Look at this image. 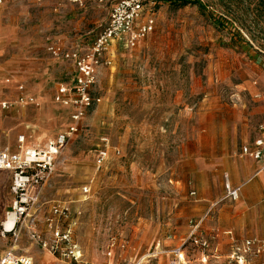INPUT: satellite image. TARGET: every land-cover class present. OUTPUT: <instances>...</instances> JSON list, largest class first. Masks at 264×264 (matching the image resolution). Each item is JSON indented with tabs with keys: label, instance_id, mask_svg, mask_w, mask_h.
I'll return each mask as SVG.
<instances>
[{
	"label": "rangeland",
	"instance_id": "obj_1",
	"mask_svg": "<svg viewBox=\"0 0 264 264\" xmlns=\"http://www.w3.org/2000/svg\"><path fill=\"white\" fill-rule=\"evenodd\" d=\"M196 1L202 6L157 0L153 34L133 50L117 42L108 48L112 65L98 68L92 90L101 103L87 113L79 133L62 150L34 208V217L44 223L52 216V206L66 204L69 221L60 220V228L78 219L74 240L89 264L135 263L170 238L179 246L191 224L189 207L195 199L191 158L204 154L206 146L209 152L211 145L215 158H234L264 130V26L251 14L254 2ZM112 5L7 0L0 7V24L14 27V37L0 41L6 79L30 71L29 89L35 77L46 73L55 90L68 83L73 67L50 56L48 40L72 44L79 39L88 49L108 26ZM37 102L40 106L32 108L38 126L21 134L17 129L29 107L0 108V124L6 126L0 130V151L19 152V136L25 137L23 149L44 147L66 131L70 112L53 101L50 135L45 130L50 124L39 123L43 106L38 97ZM34 134L39 140L51 138L35 143L30 140ZM103 138L110 140L111 152L98 172ZM86 185H91V195L83 202ZM224 189V183H211V197L224 196ZM0 211L3 253L13 248L17 257H29L33 264H66L31 239L30 218L18 226L15 237H1V223L12 213V202L3 199Z\"/></svg>",
	"mask_w": 264,
	"mask_h": 264
},
{
	"label": "built area",
	"instance_id": "obj_2",
	"mask_svg": "<svg viewBox=\"0 0 264 264\" xmlns=\"http://www.w3.org/2000/svg\"><path fill=\"white\" fill-rule=\"evenodd\" d=\"M6 0H0V6ZM70 4L82 7L86 0H67ZM99 4L112 3L108 26L85 49L80 46L64 48L57 42L49 39L47 51L53 59L70 63L73 67V77L58 88L56 103L64 110L70 111L69 125L65 132L57 138L40 148H20L19 152L10 150L0 151V171L12 174L10 193L13 197L12 213L7 214L5 221L1 224L2 236H16L17 228L30 218L31 227L35 228L36 219L34 208L39 206L42 191L52 176L56 162L62 150L71 141L72 137L79 133L82 121L87 113L94 110L101 103V99L92 95V90L97 84V70L101 65L111 66L112 60L107 57L108 48L115 42L120 43L125 49L133 50L141 42L146 40L156 29L155 7L157 0H95ZM21 95L15 105L26 107L28 105L38 106L35 98L24 93L20 88ZM10 104H0L3 110H8ZM251 146H245L241 154L251 160L264 163V130L261 132ZM19 143L24 144V138H19ZM102 146L98 150L96 159V170L101 171L109 161L111 145L110 140L103 138ZM116 156L121 152L114 150ZM227 198L237 201L239 189H232L229 182L225 184ZM85 198L91 195V188L86 186L82 190ZM33 212V216L30 214ZM10 215H15V222L9 230L6 223ZM23 219V222H22ZM60 220L69 221L68 208L58 204L52 208V216L45 218V223L50 230L47 239L37 233L31 232V239L43 252H47L67 264H87L81 247L74 240L73 228L76 221H70L66 229L60 228ZM198 226L193 227L187 242L183 246L170 252H157L131 264H154L161 254H169L170 264H190L187 251L189 248L200 256L201 264H208L211 259L218 257L213 251L214 241L217 238H205L197 235ZM264 252V245L258 240H248L242 243H233L232 251L227 257L229 264H256L255 259ZM109 256L111 254L109 253ZM0 264H33L26 257H17L13 251L2 256Z\"/></svg>",
	"mask_w": 264,
	"mask_h": 264
},
{
	"label": "crops",
	"instance_id": "obj_3",
	"mask_svg": "<svg viewBox=\"0 0 264 264\" xmlns=\"http://www.w3.org/2000/svg\"><path fill=\"white\" fill-rule=\"evenodd\" d=\"M6 2L7 0L5 1V3ZM54 8L57 7L54 6ZM13 37H14V27L0 24V41L8 42L11 41ZM51 40L57 42L59 45L63 46L64 48H69L66 47L69 45H71L72 47L75 46L82 47L79 39H77L76 42L72 44H70L68 41H67L68 43H66V41H60L58 39H53V38ZM48 76L51 78V75L49 73L43 74L37 78L33 76L35 77L34 87L33 88L31 87L29 89L28 84L31 83V80H29L31 79L30 71L29 73L25 71L23 72V74L14 75L11 78L12 80L11 81L10 79H6L5 66L0 64V101H1L0 104H4V103L10 104L11 106L8 109L10 110L13 106H15L17 99L21 95L20 88L23 87L24 93L26 95L35 98L36 101L38 97V99L42 103L43 107L40 109L39 112V114H41L39 123L40 124L52 123V120L55 117V114L53 113L55 107L54 104L52 103L53 101L56 103V96L59 87L57 88V90H55V87H52L48 83L49 82ZM23 83L27 84L28 90ZM9 89H13V90H9ZM39 106L40 105L38 104V106L35 107H39ZM28 107L29 108H28L27 117H23L22 118L23 120L20 118L21 125L17 129V132L19 134L25 133L28 130L29 131L35 130L36 127L38 126L37 119L33 117V113H34L33 111L34 109L32 108L33 105H28ZM0 125H1L0 130L2 132L5 131L6 128L5 122L1 123ZM51 126L52 124H50L45 130H50L51 131L50 135H53V129L50 128ZM19 130H21L22 132ZM261 134L262 133H259V135L256 138H254V140L244 144L242 148L245 146H251L254 143V141L261 136ZM50 135L46 138L44 137L42 140H39L38 138H34L35 136L37 137V135L34 134V136L30 138V140L35 143H38V141L42 142L44 140H49V138H51ZM16 136H18V134H16ZM20 137L24 138V143H25V137L24 136L18 137L19 147L23 148L24 144L21 146L19 143ZM33 148H38V147H33ZM228 158L229 159H226V157L215 158L213 154L212 145L209 147V152H208V146H206L204 154L195 158H191L190 166L193 172L192 176L194 177L192 179L193 182L192 186L195 189V191L192 192L191 194L195 196V199L190 202L189 208L191 210L190 217L192 220L189 222L191 224L189 226L188 232L187 234H183L185 236L182 238V242L179 246L174 245V243H172L173 238H170L168 240L169 242L157 243L156 246L152 250H150L147 254L143 255L141 259L151 255L152 253L170 252L176 248L183 246V244L188 241L191 233L193 232V227L196 226H198V231H197L198 236H203L205 238H214V236L217 237L214 241L213 251L218 257V259L217 260L211 259L210 263L218 264V261L221 260L220 264H229L227 262V257L229 253L232 251L233 243L235 242L242 243L248 240H258L264 245V163L257 162L247 157H244L242 156L241 152L239 155H236V157L234 158H230V157ZM106 165L107 163L105 164V166ZM199 178L201 179V183L198 184L197 180ZM227 181L229 182L232 189L240 190L239 199L237 201H233L227 198L226 189H224L225 190L224 196L221 195L219 199L214 200L213 197H211L210 195V184L212 183L216 186L218 184L222 185L224 183V188H225V184ZM11 184H12V174L10 172L0 171V202L3 199L8 201L9 203L13 201V197L10 193ZM86 186H89L91 188V185H86ZM42 195H43V191H42ZM89 197L90 195L87 198L83 196L82 201L83 202L87 201ZM61 205L67 207L66 204H61ZM52 208H51V214H52ZM1 219H2V213L0 211V220ZM77 220L78 219L74 221L77 222ZM193 220L194 222H192ZM37 222L38 221L36 219V226L35 228L31 227L30 231L32 232L35 230L37 233L48 239L50 237V230L47 224L45 223V221H44L45 224L42 222L40 223L38 222L37 224ZM1 237H3L2 234ZM4 250L5 248L3 246V242L2 240H0V254H2L0 256V259L4 254L7 253V252L3 253ZM9 251H14V250L12 248ZM187 254H188V259L190 260V264H201L199 254L197 253L191 254L190 249L187 251ZM21 257H26V256H21ZM170 261H171V257L169 256V254H162V255L160 254L159 257L156 260H154V264H170ZM254 261L256 264H264V252L260 257L256 258ZM144 264H148V263L146 262Z\"/></svg>",
	"mask_w": 264,
	"mask_h": 264
},
{
	"label": "trees",
	"instance_id": "obj_4",
	"mask_svg": "<svg viewBox=\"0 0 264 264\" xmlns=\"http://www.w3.org/2000/svg\"><path fill=\"white\" fill-rule=\"evenodd\" d=\"M171 3H176L179 6H187L189 4L192 5H197L199 7H201L202 5L199 4V2H197L196 0L189 2V1H183V0H170ZM240 4H243L244 1L246 0H238ZM249 2H254V8L251 11V14H253V18L255 20L256 23H260L262 26H264V0H248ZM250 8V6H249ZM249 8L247 11H249ZM249 12L246 13V15L248 16ZM243 28V27H242ZM245 31H247V33H249V35H252L248 29L244 28ZM262 32L264 33V27L261 28ZM237 35L239 38H241V32H237ZM250 37V36H249ZM253 37V36H251Z\"/></svg>",
	"mask_w": 264,
	"mask_h": 264
},
{
	"label": "bare ground",
	"instance_id": "obj_5",
	"mask_svg": "<svg viewBox=\"0 0 264 264\" xmlns=\"http://www.w3.org/2000/svg\"><path fill=\"white\" fill-rule=\"evenodd\" d=\"M53 140H51L50 142H52ZM15 222V215H10L9 220L6 223V228L9 230L10 228H12L13 224Z\"/></svg>",
	"mask_w": 264,
	"mask_h": 264
}]
</instances>
